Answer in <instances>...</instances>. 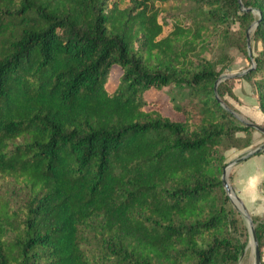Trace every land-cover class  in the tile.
I'll use <instances>...</instances> for the list:
<instances>
[{
  "label": "trees",
  "instance_id": "trees-1",
  "mask_svg": "<svg viewBox=\"0 0 264 264\" xmlns=\"http://www.w3.org/2000/svg\"><path fill=\"white\" fill-rule=\"evenodd\" d=\"M155 1L0 0V177L27 192L0 195V264H237L221 175L253 128L226 96L246 79L264 128V0H173L192 5L166 34ZM254 21L255 67L216 83L211 39L246 53ZM166 87L176 118L145 96Z\"/></svg>",
  "mask_w": 264,
  "mask_h": 264
},
{
  "label": "rangeland",
  "instance_id": "rangeland-1",
  "mask_svg": "<svg viewBox=\"0 0 264 264\" xmlns=\"http://www.w3.org/2000/svg\"><path fill=\"white\" fill-rule=\"evenodd\" d=\"M176 3L177 2L173 3V0H170L166 2L165 5L164 3H161L159 0L155 1V6H158L159 9L161 8L159 13V19L161 22H164L163 34H166L170 30V24L172 22V19H174L175 17L183 18V16L187 13L188 8H191L192 5V4H187V5L182 4L179 8H176L177 7L176 5H172ZM217 44H218L217 39L213 37L211 39V42L205 49L204 54L207 57V59H209L212 62L219 60L220 58H222L223 55L227 57L226 62L229 65L222 71L221 75L236 74V76L239 77L242 76L244 73L242 75L239 74L247 70V68L251 66L253 56L261 49V43L259 41H255L250 38L251 57H252L251 58L247 51V45H246V53H243L242 51H239L238 49L232 47L220 48L219 46H217ZM220 66L221 63H218L217 68H220ZM120 73H121L120 67L114 66L112 68L111 75L109 78V83L107 85V87L110 90H112L115 87L117 83V78L120 75ZM248 88H250L252 93L250 83L246 79H242L241 81L238 82V84L235 87H233V91L235 93V96L237 97V101L235 100L233 101L231 98H228L227 96L226 98L232 101V103L237 107L238 112H236V114L241 119L246 121H252L244 114L245 112H241L242 110H245L246 105L252 104L245 102L241 99L242 96L246 97L245 95L248 94ZM168 89H169L168 87L160 91L151 89L145 93V96L149 100H157L161 108V111L164 115H169L172 118H176L178 117V115L174 113V111L171 108V104L168 100V95H167ZM237 119L241 122L239 118ZM238 134L242 137L247 135L244 131L238 132ZM20 140H21L20 138L17 139V141ZM263 142L264 141H262L261 143ZM250 146L243 149L230 148L232 149L231 152L225 156L226 164L231 163L233 160L243 155L247 151V149L249 150L254 148V147L250 148ZM235 149L242 150L244 152L238 153L237 151H235ZM256 154H261L262 157L257 159L253 156L252 157L250 156L246 159L231 164V166L228 169V175H227L228 182L233 187L235 194L241 199V201L247 208L248 213L252 218V221H253V217H264V153H256ZM3 192H7L13 196L12 202L14 205H16L17 203H22L27 195V192L24 189L23 179L21 177H14L9 175H5L4 177L2 175L0 177V195L2 197H3ZM230 204L234 208L231 201ZM236 211L238 212L240 218V226H241L240 232H242L243 238L246 237V245L237 264H254V254L250 241V233H249L247 219L244 216H242L238 210ZM244 234L246 236H244ZM262 260L264 262V248L262 249Z\"/></svg>",
  "mask_w": 264,
  "mask_h": 264
},
{
  "label": "water",
  "instance_id": "water-1",
  "mask_svg": "<svg viewBox=\"0 0 264 264\" xmlns=\"http://www.w3.org/2000/svg\"><path fill=\"white\" fill-rule=\"evenodd\" d=\"M247 10H252L251 8H247ZM257 21H254L251 26L247 29L246 31V45H247V51L249 53V56L251 57V44H250V31L252 30V27L254 25H256ZM252 58V57H251ZM255 67V63L252 59V64L249 68H247V70L243 71L242 73H240L239 75H242L243 73H245L246 71H249L251 69H253ZM236 74H223L220 76V78L216 81V83L221 80V78H225L228 76H232ZM216 97L219 99V97L216 95ZM221 104L223 105V107L227 108L226 104L224 102L221 101ZM230 112L236 117L239 118L241 120V122L243 124H246L252 128L257 129L258 131L262 132L264 134V128H262L261 126L255 124L252 121H246L241 119L236 112L230 110ZM264 149V142L248 151H246L243 155H241L240 157L236 158L235 160H233L231 163L226 164V166L224 167L223 173L221 175V180H222V184L223 187L225 189L226 194L228 195L230 201L232 202L234 208L236 210H238L240 212V214L242 216H244L247 219L248 222V227H249V233H250V241H251V245L253 248V254H254V264H261V256H260V250H259V245H258V239L254 230V225H253V221L252 218L250 216V214L248 213L247 208L245 207V205L243 204V202L241 201V199L235 194L233 187L231 186V184L228 182L227 180V175H228V169L231 166V164L238 162L240 160L246 159L250 156L255 155L256 153H259L261 150Z\"/></svg>",
  "mask_w": 264,
  "mask_h": 264
},
{
  "label": "crops",
  "instance_id": "crops-1",
  "mask_svg": "<svg viewBox=\"0 0 264 264\" xmlns=\"http://www.w3.org/2000/svg\"><path fill=\"white\" fill-rule=\"evenodd\" d=\"M237 95V94H236ZM246 97H243L242 96V100L243 101H245V102H248V103H252L251 105H246L245 106V110H242L241 112H245L244 114L251 120V119H253V120H257V121H261L262 120V115H261V112H260V110H259V108H258V105H257V102H256V99H255V97L252 95V93H251V90H250V88H248V94H246L245 95ZM252 100H253V102H252ZM262 141H264V134L262 133V132H260V131H258L257 129H253L252 130V132H251V146H250V148L251 147H256V146H258V145H260V144H262L261 142ZM231 150L232 149H229V150H227L226 152H225V155H228V153H230L231 152ZM250 150V149H249ZM235 151H237L238 153H242V152H244V151H242V150H236L235 149ZM246 151V150H245ZM247 151H248V149H247ZM252 157V156H251ZM253 157H255V158H260V157H262V155L261 154H255V155H253ZM254 158V159H255Z\"/></svg>",
  "mask_w": 264,
  "mask_h": 264
}]
</instances>
